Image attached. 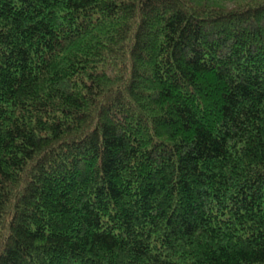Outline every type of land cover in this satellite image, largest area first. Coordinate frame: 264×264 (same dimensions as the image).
Listing matches in <instances>:
<instances>
[{
  "label": "trees",
  "instance_id": "16d2710c",
  "mask_svg": "<svg viewBox=\"0 0 264 264\" xmlns=\"http://www.w3.org/2000/svg\"><path fill=\"white\" fill-rule=\"evenodd\" d=\"M0 0V264H264V0Z\"/></svg>",
  "mask_w": 264,
  "mask_h": 264
},
{
  "label": "rangeland",
  "instance_id": "374dc122",
  "mask_svg": "<svg viewBox=\"0 0 264 264\" xmlns=\"http://www.w3.org/2000/svg\"><path fill=\"white\" fill-rule=\"evenodd\" d=\"M224 2H225L226 4H228L229 6H233V5H234L233 0H224Z\"/></svg>",
  "mask_w": 264,
  "mask_h": 264
}]
</instances>
